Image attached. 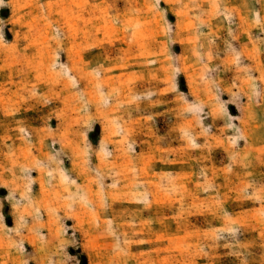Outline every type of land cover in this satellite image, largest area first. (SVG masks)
Returning a JSON list of instances; mask_svg holds the SVG:
<instances>
[{"label": "rangeland", "instance_id": "1", "mask_svg": "<svg viewBox=\"0 0 264 264\" xmlns=\"http://www.w3.org/2000/svg\"><path fill=\"white\" fill-rule=\"evenodd\" d=\"M0 264H264V0H0Z\"/></svg>", "mask_w": 264, "mask_h": 264}]
</instances>
